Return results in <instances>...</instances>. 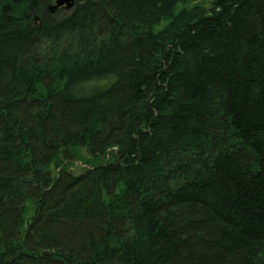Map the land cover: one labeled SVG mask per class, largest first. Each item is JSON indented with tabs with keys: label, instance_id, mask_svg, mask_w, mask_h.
<instances>
[{
	"label": "trees",
	"instance_id": "1",
	"mask_svg": "<svg viewBox=\"0 0 264 264\" xmlns=\"http://www.w3.org/2000/svg\"><path fill=\"white\" fill-rule=\"evenodd\" d=\"M55 1L0 0V264H264V0Z\"/></svg>",
	"mask_w": 264,
	"mask_h": 264
},
{
	"label": "rangeland",
	"instance_id": "2",
	"mask_svg": "<svg viewBox=\"0 0 264 264\" xmlns=\"http://www.w3.org/2000/svg\"><path fill=\"white\" fill-rule=\"evenodd\" d=\"M213 0H186L185 3L186 5L190 4H195V3H200V4H203L204 6L206 7H209L210 3L212 2ZM55 2L53 4H50L49 5V10H50V13L51 14H55V12L59 9H55V10H52V7L54 6ZM63 10H67L65 8H61ZM95 84H92V85H88L86 87H94ZM83 148H79L77 150V153H78V157H76L73 161H70L71 163V167H72V170L73 171H80L82 170L83 168L85 167H88V165L85 163V159H87V154L85 153V150H82Z\"/></svg>",
	"mask_w": 264,
	"mask_h": 264
},
{
	"label": "water",
	"instance_id": "3",
	"mask_svg": "<svg viewBox=\"0 0 264 264\" xmlns=\"http://www.w3.org/2000/svg\"><path fill=\"white\" fill-rule=\"evenodd\" d=\"M74 0H56L55 5L52 7V10H55L61 6H64L65 9H72L74 6Z\"/></svg>",
	"mask_w": 264,
	"mask_h": 264
},
{
	"label": "bare ground",
	"instance_id": "4",
	"mask_svg": "<svg viewBox=\"0 0 264 264\" xmlns=\"http://www.w3.org/2000/svg\"><path fill=\"white\" fill-rule=\"evenodd\" d=\"M55 3H56V1H55ZM55 5V4H54ZM59 8H64V6H61V7H59ZM70 10V9H69Z\"/></svg>",
	"mask_w": 264,
	"mask_h": 264
}]
</instances>
